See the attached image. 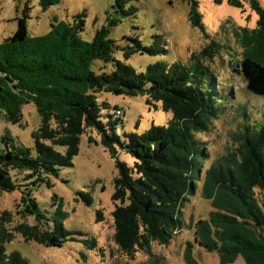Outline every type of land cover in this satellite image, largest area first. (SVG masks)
<instances>
[{
	"label": "trees",
	"instance_id": "1",
	"mask_svg": "<svg viewBox=\"0 0 264 264\" xmlns=\"http://www.w3.org/2000/svg\"><path fill=\"white\" fill-rule=\"evenodd\" d=\"M62 0H40L44 10ZM190 19L194 26L204 29L198 0H188ZM237 7L244 1L259 14L258 27L264 37V6L260 0H229ZM130 0H117L116 16L99 28L92 41L82 37L86 13L74 16V22L58 21L43 35L31 37L28 22L30 6L17 17L13 36L0 42V114L5 113L13 123H22V108L34 103L41 116L40 126L33 131L35 148L20 145L11 134L0 136V188L14 191L20 184L10 174L12 168L29 171L35 184L47 182L58 175L61 167L74 166L79 153L81 136L87 129H97L103 144L111 152L117 146L135 157L134 166L118 161L119 173L114 179L115 202L113 241L127 254L143 250L152 252L153 242L169 244L181 229L182 207L189 193L196 189L199 158L205 148L195 131L209 127L220 111V100L204 84L202 65L188 66L181 62L157 61L138 71L134 66L115 58L116 42L110 38L113 27L124 16L134 15L138 7L127 8ZM155 44L146 45L140 38L125 52L127 58L135 53L163 55L168 53L162 35ZM159 42L160 44H157ZM203 52H207L205 49ZM249 53L241 61V71L248 89L264 95V56ZM96 59L113 62L110 72L92 70ZM114 92L132 95L147 94L148 102H161L173 113L168 125L153 124L143 133L127 132L125 138L116 131L125 114L104 113L110 108L100 102L98 94ZM240 160L233 166L216 165L208 170L204 194L213 198L218 209L210 220L197 222L196 239L209 250H219L223 263L233 262L242 253H256L255 261L264 264V124L248 131L240 147ZM80 194L90 204L92 196ZM28 205L20 210L27 217L36 214L44 218L35 198L27 194ZM58 208L53 227L45 230L41 223L21 222L11 228L13 213L0 214V264H34L21 251H8L7 243L14 231L25 240H36L46 246H62L81 231L64 226L67 212L58 195ZM55 204H57L55 202ZM103 212L98 211V220ZM90 248L98 246L96 237L86 239ZM192 257V256H191ZM249 264H255L248 258ZM150 261L149 264H153Z\"/></svg>",
	"mask_w": 264,
	"mask_h": 264
},
{
	"label": "rangeland",
	"instance_id": "2",
	"mask_svg": "<svg viewBox=\"0 0 264 264\" xmlns=\"http://www.w3.org/2000/svg\"><path fill=\"white\" fill-rule=\"evenodd\" d=\"M204 29L191 23V5L188 0H130L126 4L138 7L134 15L122 17L113 27L110 38L116 42L115 58L145 71L147 66L157 61L181 62L188 66L202 65L204 84L220 100L218 115L209 122V127L195 131L196 138L205 148V155L199 158V174L196 189L189 193L182 207L183 223L169 244L153 242L152 252L140 250L134 255L119 249L113 241L115 232L113 210L115 202L114 179L118 175V161L134 166L135 157L117 146L115 153L104 144L97 129H87L81 136L80 150L74 157V166L61 167L58 175L47 182L34 183L35 176L29 171L12 168V178L20 184L14 191L0 188V214L6 210L13 213L11 228L27 221L41 223L45 230L53 227V217L57 211L58 195L64 201L67 217L64 226L69 230L81 231L62 246H46L36 240H25L19 231L7 243L8 251L19 250L34 264H255L256 253L239 254L235 261L223 263L219 250H209L197 241L196 224L201 219L210 220L218 209L214 199L203 191L208 170L216 165L233 166L241 157L240 147L247 136L264 124V95H257L247 87L241 71V61L249 54L264 56V37L258 27L259 14L244 1L237 7L229 0H198ZM264 6V0H260ZM29 5V35L36 37L48 33L53 23L74 22L77 13H86V23L82 37L92 41L99 28L108 23L109 16H116L117 0H62L44 10L40 0H0V42L13 36L18 21L26 5ZM162 35L167 54L150 55L135 53L127 58L133 38H140L144 44L152 45L156 36ZM157 44H160L157 42ZM207 49V52H203ZM92 70L110 72L113 62L96 59ZM100 102H107L110 108L104 113H116L121 109L124 122L116 126V131L125 138L127 132L143 133L153 124L168 125L172 112L164 110L161 102H148L147 94L136 96L103 91L98 94ZM118 107V108H117ZM22 123H13L5 113L0 114V136L11 134L18 144L34 150L33 131L41 124V116L34 103H26L23 108ZM81 191L89 193L93 201L88 204ZM35 198L44 218L36 214L24 217L20 210L28 205V193ZM55 202L57 204H55ZM103 212L98 220V211ZM96 237L98 246L90 248L86 239ZM192 256V257H191Z\"/></svg>",
	"mask_w": 264,
	"mask_h": 264
},
{
	"label": "built area",
	"instance_id": "3",
	"mask_svg": "<svg viewBox=\"0 0 264 264\" xmlns=\"http://www.w3.org/2000/svg\"><path fill=\"white\" fill-rule=\"evenodd\" d=\"M121 114H122L121 110L118 109V110H117V115H121Z\"/></svg>",
	"mask_w": 264,
	"mask_h": 264
}]
</instances>
